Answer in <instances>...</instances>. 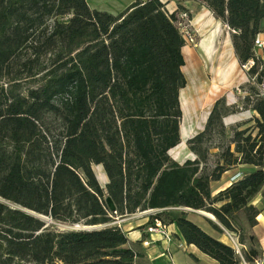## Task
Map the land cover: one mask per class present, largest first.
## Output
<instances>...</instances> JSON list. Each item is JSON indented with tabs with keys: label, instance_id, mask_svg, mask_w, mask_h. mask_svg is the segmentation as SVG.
<instances>
[{
	"label": "trees",
	"instance_id": "trees-1",
	"mask_svg": "<svg viewBox=\"0 0 264 264\" xmlns=\"http://www.w3.org/2000/svg\"><path fill=\"white\" fill-rule=\"evenodd\" d=\"M195 1L231 29L251 82L244 106L259 116L228 139L223 118L236 108L218 99L204 130L188 140L197 158L180 164L168 152L181 141L187 85L181 3L170 11L168 0H136L113 14L88 0H0V264H146L118 220L151 209L159 211L150 223H176L188 244L219 264L240 263L235 248L188 210L213 214L215 230L242 244L245 224L258 223L264 47L256 40L264 36V0ZM239 163L256 169L213 195L212 182ZM94 165L103 166L105 187ZM261 254L254 241L245 260Z\"/></svg>",
	"mask_w": 264,
	"mask_h": 264
},
{
	"label": "crops",
	"instance_id": "crops-1",
	"mask_svg": "<svg viewBox=\"0 0 264 264\" xmlns=\"http://www.w3.org/2000/svg\"><path fill=\"white\" fill-rule=\"evenodd\" d=\"M134 1L136 0H88L92 8L113 14L122 12ZM179 3L190 13L192 23L201 30V39L198 47L206 56L210 57L216 78V81L211 87L209 85L204 87H209V92H199V90L195 92L192 90L188 92L191 95L189 98H185L186 100L183 97L186 86L181 89L180 101L183 111L180 124L181 141L177 146L171 148L168 153L175 161L183 164L188 159L194 160L197 158V155L190 150L188 140L204 130L210 111L218 99L225 97L227 104L236 108L234 112L229 113L223 118L228 139L233 135V128L243 125L251 118L259 116V114L251 107L244 106L243 99L249 94L248 85L251 82L247 69L241 66L239 58L235 53L231 29L227 24L215 17L207 6L195 0H168L167 9L173 11L177 9ZM261 37L264 38V36ZM185 49L186 45L183 47V54ZM259 54L264 55L262 50H259ZM205 93L206 95L212 93L216 96L212 100V103L209 104L206 113L201 117V122L196 125L194 123L195 118H192L190 126H187L184 123L185 106L186 108L191 107L197 110L202 109V105L195 99ZM232 149H234V145H232ZM219 152V147L212 148V157L215 159V155ZM98 166H101L102 171H104L102 165ZM255 169L252 165L241 163L230 167L222 174L220 179L212 182V194H218L221 190L227 188ZM252 204L260 210L257 216L258 223L252 228L245 224L249 237L243 245L247 250L250 244L256 241L259 250L262 252L261 255H264V188L255 196ZM158 211L159 209H151L144 212H137L118 220V224L127 232L130 242L132 244H138V247L145 253L146 264H219L217 260L202 252L196 245L188 244L176 223L167 225L170 238H166L159 232H148L147 227L152 224L150 223V217ZM189 211V217L190 214L199 217V223L197 224L200 227L220 241L230 244V232L224 229V233H219L209 222V220H212L219 224L213 214L202 210L189 209ZM243 259L245 258L241 257L239 264H244Z\"/></svg>",
	"mask_w": 264,
	"mask_h": 264
},
{
	"label": "rangeland",
	"instance_id": "rangeland-1",
	"mask_svg": "<svg viewBox=\"0 0 264 264\" xmlns=\"http://www.w3.org/2000/svg\"><path fill=\"white\" fill-rule=\"evenodd\" d=\"M190 18H191V15H190ZM200 34H201L200 28L196 27L194 25V23H192L190 26V36H188V35L186 36V34H185L186 49L184 52L185 65L183 67V72H184L186 79H187V85L184 88L185 89V91L183 93L184 100L189 98L191 93H188V92H191L192 90L195 92H197L198 90H199V92H209L210 91L209 87H211L214 84V82L216 81V78L214 76V71H213V65L211 63L210 57L206 56L203 53V51L199 50L198 44H199L200 39H201ZM191 54L192 55L195 54V55L192 56ZM207 85H209V87L204 88ZM259 86L261 87L260 84H259ZM209 94L210 95H206V93H205L204 95L196 97V99H195V100H197L198 103H200L202 105V109L197 110L196 108H191V107L186 108V106H185L184 123L187 124V126H190V124L192 122V118H195L194 123L196 125L199 122H201V117L206 113V111L209 108V104L212 103V100L216 96V95L214 96V94H212V93H209ZM183 97H182V100H183ZM215 142L217 143L218 140L215 139ZM212 143H214V140L212 141ZM187 151H189V150L187 149ZM188 153L190 154V152H188ZM94 170L96 172V175H97L100 183L105 187L108 180L106 177H104L106 175H105L104 171H102L101 166L94 165ZM0 201H5V200H3L0 197ZM189 213H190V211H189ZM41 217L46 219L49 223L51 222L50 219H48L47 217H45V216H41ZM190 217L193 221H195L196 223H199V217H197L196 215H193V214H190ZM57 227L61 228V229H65V228H68L70 226L57 223ZM75 227H79V226H75ZM232 234L234 237H236V235H237L235 233H232ZM229 242H230V240H229ZM245 252H246V249L244 248L242 250V254H240L239 252H237V253H238L240 258L241 257L245 258Z\"/></svg>",
	"mask_w": 264,
	"mask_h": 264
},
{
	"label": "built area",
	"instance_id": "built-area-1",
	"mask_svg": "<svg viewBox=\"0 0 264 264\" xmlns=\"http://www.w3.org/2000/svg\"><path fill=\"white\" fill-rule=\"evenodd\" d=\"M179 18H180L179 19V25L181 26V28H182V30L184 32V35L186 34V36L187 35L190 36V26L192 24V20H191V18L189 16L188 12H186V11L180 12ZM185 39H186V37H185ZM256 45L260 49H262L264 47L263 39L260 38V37L257 38ZM250 64H253V61H251ZM243 68L244 69H248V65H243ZM261 90H262V93L264 94V84L261 85ZM147 231L148 232H159L163 236H165L166 238H170V234H169V231L167 229V225L164 224L163 221L160 220V219H155L154 223L150 224L147 227ZM229 240H230L231 246L233 248H235V250L237 252L242 254V250L245 247H244V245L242 243H240L238 236L236 235V237H234L232 233H229ZM243 260H244V264H264V255H261L260 257H258L253 263H249L245 259H243Z\"/></svg>",
	"mask_w": 264,
	"mask_h": 264
},
{
	"label": "water",
	"instance_id": "water-1",
	"mask_svg": "<svg viewBox=\"0 0 264 264\" xmlns=\"http://www.w3.org/2000/svg\"><path fill=\"white\" fill-rule=\"evenodd\" d=\"M108 201L110 202L112 209H114V207H113V205H112V203H111L110 198H108ZM186 209H189V208H186Z\"/></svg>",
	"mask_w": 264,
	"mask_h": 264
},
{
	"label": "bare ground",
	"instance_id": "bare-ground-1",
	"mask_svg": "<svg viewBox=\"0 0 264 264\" xmlns=\"http://www.w3.org/2000/svg\"><path fill=\"white\" fill-rule=\"evenodd\" d=\"M191 55H192V54H191ZM193 55H195V54H193ZM193 55H192V56H193ZM104 177H106V176H104Z\"/></svg>",
	"mask_w": 264,
	"mask_h": 264
}]
</instances>
